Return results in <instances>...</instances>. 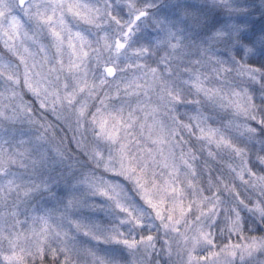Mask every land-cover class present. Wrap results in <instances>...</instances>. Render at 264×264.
Masks as SVG:
<instances>
[{
  "label": "snow or ice",
  "instance_id": "obj_1",
  "mask_svg": "<svg viewBox=\"0 0 264 264\" xmlns=\"http://www.w3.org/2000/svg\"><path fill=\"white\" fill-rule=\"evenodd\" d=\"M0 264H264V0H0Z\"/></svg>",
  "mask_w": 264,
  "mask_h": 264
}]
</instances>
